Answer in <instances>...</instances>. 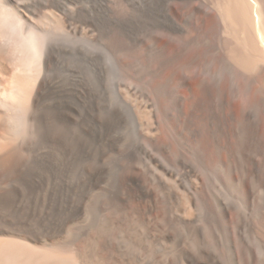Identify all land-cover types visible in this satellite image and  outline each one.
I'll use <instances>...</instances> for the list:
<instances>
[{
  "label": "rangeland",
  "instance_id": "374dc122",
  "mask_svg": "<svg viewBox=\"0 0 264 264\" xmlns=\"http://www.w3.org/2000/svg\"><path fill=\"white\" fill-rule=\"evenodd\" d=\"M16 1L70 23L59 73L78 71L81 101L70 95L54 174L0 212L119 264H264V98L235 125L227 164L204 124L178 129L155 35L177 0Z\"/></svg>",
  "mask_w": 264,
  "mask_h": 264
},
{
  "label": "bare ground",
  "instance_id": "6f19581e",
  "mask_svg": "<svg viewBox=\"0 0 264 264\" xmlns=\"http://www.w3.org/2000/svg\"><path fill=\"white\" fill-rule=\"evenodd\" d=\"M167 7L166 28L155 35L167 40L174 123L188 134L204 124L217 152L211 158L227 164L235 125L264 98V0H177ZM49 16L0 0V210L54 174L59 127L74 124L81 101L78 71L67 65L59 73L70 23L59 14L51 23ZM144 112L157 127L154 105ZM84 186L81 179L78 188ZM30 221L0 212V264H119L109 252L54 240Z\"/></svg>",
  "mask_w": 264,
  "mask_h": 264
}]
</instances>
